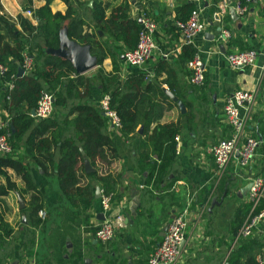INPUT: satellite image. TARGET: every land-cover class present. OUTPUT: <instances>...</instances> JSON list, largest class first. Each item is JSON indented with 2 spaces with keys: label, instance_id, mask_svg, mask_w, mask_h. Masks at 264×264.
I'll list each match as a JSON object with an SVG mask.
<instances>
[{
  "label": "crops",
  "instance_id": "0c3cea01",
  "mask_svg": "<svg viewBox=\"0 0 264 264\" xmlns=\"http://www.w3.org/2000/svg\"><path fill=\"white\" fill-rule=\"evenodd\" d=\"M2 1V10L11 18L25 16L34 25L38 24L37 19L32 20L26 15L27 8L21 0ZM80 1L85 2L88 8L100 5L107 16L113 9L129 1L131 18L139 20L143 13H147L157 21V50L142 67L127 65L122 55L118 62V81L122 83L131 74L144 72L150 77V82L157 80L163 90L168 88L183 100L187 110L182 113L169 96L166 95L168 99L159 96L160 99L155 101L148 133H144L142 124L136 136H125L120 128L111 123L116 132L117 157L110 159V164L101 161L92 164L81 148L84 151V171L79 172L78 183L67 191L62 190L61 180L56 174L57 162L53 166L50 162H44L46 171L34 167L33 178L37 189L25 194L24 209L20 208L18 191L11 190L1 197L0 215L13 228V233L5 240L0 239V264H148L150 254L163 240V229L176 212L187 205L191 209L189 234L182 246L178 264H234L230 254L239 243V231L243 219L249 213L239 214V210H245L249 205L248 191L245 193L243 190L250 179L262 170L264 144L259 147L251 165L242 169L233 160L227 170L220 174L210 148L230 134L224 113L225 100L238 88H258L255 112L248 129L254 136L264 139V75L262 77L261 71L264 66V0L245 3L240 0ZM189 1L196 4L202 21L207 25L205 31L191 44L202 51L206 62L207 79L202 87L191 81L190 56L185 51L187 45L182 44L176 26L178 9ZM45 3L46 0H33L29 8L35 11ZM238 3L247 7L244 14H239ZM50 7L54 13L65 14L68 9L64 0H51ZM88 8H80V13L89 18L83 26L84 32H92L94 27L90 18L92 11ZM233 8L238 19L232 15ZM17 27L22 29L19 23ZM226 30L231 33V37L227 43H223L220 36ZM103 35L102 32L99 41H102ZM246 48L259 52L257 63L243 70L232 69L226 60V53ZM91 53L97 58V66L84 73L86 76L94 78L100 66L107 73L114 71L111 57L104 58L99 65L92 46ZM103 96L100 84H97L91 97L93 103L100 106ZM172 123L181 128L177 135L181 148L177 150L176 141V150L171 154L164 140L153 143L148 139L154 129ZM64 137L66 135L61 136ZM158 145L160 148L157 152L155 148ZM49 150L57 152V161L59 147L55 149L52 145ZM142 150L145 156L149 155L150 162L146 159L141 161L139 154ZM17 153L24 155L25 149H18ZM86 160L93 168L90 172L86 170ZM157 163L161 165L163 174L155 169ZM96 171L99 177L111 175L115 178L112 207L107 216L114 219L117 232L114 239L106 244L96 236L98 224L103 220L101 215L106 216L100 198L96 196L97 187L102 190L104 186L97 176H90ZM10 175L19 187L24 185L14 170L10 169ZM90 184L95 187L92 204L89 201L90 190L85 189ZM33 195L39 198L37 203L47 210L46 221L36 227L28 223V214L35 212L34 207L30 206ZM135 198L139 204L137 214L132 215L131 206ZM214 199L219 204L213 206ZM24 215L27 223L23 222ZM254 238L264 241V221ZM253 254L256 263H259L264 258V247ZM249 259V255H242L240 262L246 264Z\"/></svg>",
  "mask_w": 264,
  "mask_h": 264
},
{
  "label": "trees",
  "instance_id": "16d2710c",
  "mask_svg": "<svg viewBox=\"0 0 264 264\" xmlns=\"http://www.w3.org/2000/svg\"><path fill=\"white\" fill-rule=\"evenodd\" d=\"M21 1L25 8L30 9L33 0ZM64 1L68 5L65 14L54 13L50 7L51 0H46L43 6L36 8L34 14L38 21L37 25L25 16H18L16 22L9 15L0 13V63L8 67L3 82L10 80L15 85L9 92L4 83L0 82V101L2 100L9 113L10 142L13 147L12 153L0 155V178L3 179L0 182V208L1 197L11 190L20 192L24 198L27 192L37 189L33 169L41 167L46 171L47 166L44 162H50L51 166L57 162L56 174L61 180L62 190L67 191L78 183L79 172L84 171V154L81 148L85 150L92 164L99 161L110 164V159L117 157L116 132L111 127L110 119L91 98L97 84H100L104 95L110 96V108L120 119V131L125 136L131 134L136 136L142 124L144 133H148L156 99H160L159 96L168 99L161 84L157 80L150 82V77L144 72L133 73L122 83L118 81V62L126 50L137 46L141 30L139 20L131 18L129 14V1L113 9L109 16L100 5L88 8L85 2L80 0ZM80 8L92 11L90 16L94 26L92 32L83 31V26L89 18L80 13ZM1 10L0 6V12ZM195 10L196 4L193 1L184 3L178 9L176 21L188 20ZM18 23L22 27L20 30L17 27ZM65 28L70 39L92 46L94 54L98 56L99 65L104 58L111 57L114 71L107 73L100 66L92 78L78 73L69 60L48 52L60 48L61 33ZM100 31L104 33L102 41L98 40ZM27 49L33 57L34 65L30 72L21 76L18 71L20 67L23 68L24 52ZM185 51L191 60L198 49L193 45H187ZM43 92L54 95V113L48 119L32 115V110L37 108ZM8 94L10 99H6ZM180 131V126L175 123L162 125L161 129L153 130L148 140L153 143L164 140L167 151L172 154L176 150V136ZM63 135L66 137L61 138ZM52 145L55 149L59 147L57 161L55 160L57 152L49 150ZM21 148L25 149L24 155L17 153ZM159 148L158 145L155 150L158 152ZM145 154V151H140L141 161L146 159L150 162L149 155ZM155 165H157L154 166L155 169L161 174V165L158 163ZM10 169L21 177L24 182L22 187L12 179ZM259 174H264V163L261 172L256 175ZM90 176L91 178L97 176L104 186L102 189L113 194L115 178L111 175L99 177L98 171L91 173ZM85 189L90 190L89 201L92 204L95 187L90 184ZM38 200L39 198L34 195L30 200V206L35 209V212L28 214V223L32 227L41 225L47 217L42 218L40 213L38 214L44 210L43 205L37 203ZM250 208L249 204L245 210H239V214L245 212L247 215ZM259 208H264V199L261 200ZM26 212L28 213V210ZM0 232L1 240H5L13 233V228L5 221L3 215H0ZM260 240L254 237L239 238L237 247L230 254L232 263L244 264L240 262L241 256L249 255L251 259L246 264H259L256 263L253 253L264 247V241ZM30 242L33 243V239Z\"/></svg>",
  "mask_w": 264,
  "mask_h": 264
},
{
  "label": "built area",
  "instance_id": "2783aa9c",
  "mask_svg": "<svg viewBox=\"0 0 264 264\" xmlns=\"http://www.w3.org/2000/svg\"><path fill=\"white\" fill-rule=\"evenodd\" d=\"M201 2L204 0H193ZM252 0H247L250 2ZM3 3L0 0V5ZM237 9L239 14H244L247 10L246 6L238 3ZM1 14H6L3 10ZM26 15L35 20L34 11L25 10ZM17 22V18H12ZM141 19V30L137 46L124 52V62L131 67H142L153 56L157 50L156 32L158 30L157 21L147 13H143ZM176 26L183 45L194 44L196 37L205 31L207 25L202 21L200 11L196 10L186 21H177ZM231 37V33L226 30L220 36V41L227 43ZM168 56V55H166ZM259 58V52L255 49L233 50L226 53V60L229 66L235 70H243L247 67L254 66ZM34 61L27 49L24 52V74L30 72L33 68ZM191 71V81L194 85L202 87L206 84V62L202 51H197L189 62ZM264 69V66L262 67ZM8 72V67L4 63H0V82H3L4 76ZM8 91L14 89L13 81L3 82ZM6 99H10V95ZM258 99V88H238L234 90L225 100L224 113L226 123L230 128V134L219 139L210 148L217 166L218 173L225 172L233 160L237 161L240 168H246L251 165L252 161L257 157L258 149L262 143V139L254 136L248 129V124L255 112ZM100 107L114 127L120 128L121 121L116 113L110 108V96L104 95ZM54 113V95L49 92H43L36 108V116L40 119H48ZM10 118L9 113L0 101V155L13 152L10 142ZM179 136H176L177 150L181 145ZM251 187L248 191V201L251 205L249 213L241 225L239 236L250 238L256 235L260 224L264 221V208H259V204L264 199V174L255 175L250 179ZM100 202L102 210L105 212V218L98 224L96 236L98 240L104 244L112 241L117 232V225L107 212L112 207V194L101 190ZM190 206L178 210L168 223V230L163 237L162 242L150 254L148 264H178L182 256V242L187 239L189 234V216ZM42 218L47 216L46 210H41ZM260 264H264V258L259 260Z\"/></svg>",
  "mask_w": 264,
  "mask_h": 264
},
{
  "label": "water",
  "instance_id": "95a60500",
  "mask_svg": "<svg viewBox=\"0 0 264 264\" xmlns=\"http://www.w3.org/2000/svg\"><path fill=\"white\" fill-rule=\"evenodd\" d=\"M231 12H232L234 19L239 18L238 14L236 13L235 8H233L231 10ZM141 22H142L141 19H139V23H141ZM100 34H102V31H100ZM48 52L57 54L59 56H62L65 59L69 60L72 63V65L74 66V68L76 69V71L80 74H84V73L88 72L89 70H91L97 66V58L94 55H92L91 46L89 44L82 45L78 41L70 39L68 36L66 28L63 29L62 33H61V46H60V48H58L56 50H48ZM122 58L124 59V55L122 56ZM18 74L23 76L24 75V68L20 67ZM164 91H165L167 96H169L173 101H175L177 103V105L180 107L182 113H185L187 109H186V105L183 102V100L179 99V97L176 94H174L171 90H169L168 88H164ZM103 114L105 115V113H103ZM32 115L36 116V109L32 110ZM142 130H143V128L141 127L140 132H142ZM81 150H82V152H84L83 149H81ZM85 166H86V170L88 172L93 170V168L90 165L88 160L85 161ZM250 187H251V182L248 183V185L245 187L243 192L246 193L247 191H249ZM17 195H18L20 208L24 209L26 206V202H25V200H24V198L20 192H18ZM96 196L98 198L101 197V188L100 187H97ZM138 204H139V201L137 198H135V202L131 206L132 215L137 214ZM215 204H219V201L217 199L213 200V206ZM101 217L103 219L105 218L103 214L101 215ZM23 222L27 223L26 215L23 216ZM131 222H132V220H131ZM167 230H168V226H166L163 229V231H162L163 236H165ZM185 242H186V240H184L182 242L181 247L185 244ZM227 264H229V263H227Z\"/></svg>",
  "mask_w": 264,
  "mask_h": 264
},
{
  "label": "rangeland",
  "instance_id": "374dc122",
  "mask_svg": "<svg viewBox=\"0 0 264 264\" xmlns=\"http://www.w3.org/2000/svg\"><path fill=\"white\" fill-rule=\"evenodd\" d=\"M247 49H249V48H246V50H247ZM250 49H251V48H250ZM261 71L263 72V74H262V77H263V75H264V69H263V70L261 69ZM262 77H261V79H262Z\"/></svg>",
  "mask_w": 264,
  "mask_h": 264
}]
</instances>
